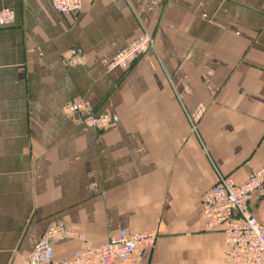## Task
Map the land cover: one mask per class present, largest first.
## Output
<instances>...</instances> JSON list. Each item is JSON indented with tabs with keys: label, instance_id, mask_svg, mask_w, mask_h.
Returning <instances> with one entry per match:
<instances>
[{
	"label": "crops",
	"instance_id": "0c3cea01",
	"mask_svg": "<svg viewBox=\"0 0 264 264\" xmlns=\"http://www.w3.org/2000/svg\"><path fill=\"white\" fill-rule=\"evenodd\" d=\"M0 264H24L64 225L54 260L118 233L154 244L118 264H226L224 238L200 213L219 177L264 166V0H0ZM155 50L108 65L143 32ZM81 59L70 61L69 51ZM72 101L105 131L62 113ZM249 212L264 227V199Z\"/></svg>",
	"mask_w": 264,
	"mask_h": 264
},
{
	"label": "built area",
	"instance_id": "2783aa9c",
	"mask_svg": "<svg viewBox=\"0 0 264 264\" xmlns=\"http://www.w3.org/2000/svg\"><path fill=\"white\" fill-rule=\"evenodd\" d=\"M54 10L60 13L78 14L82 0H49ZM14 14L10 10L0 11V23L10 24ZM151 36L143 32L108 65L109 69H128L139 58L154 51ZM70 61L81 59L74 49L69 51ZM88 111H87V108ZM65 111L82 120L87 126L106 130L117 120L114 115L93 116L85 102L65 105ZM84 118V119H83ZM254 196L264 199V166L254 172L245 182L235 184L230 178L219 177L217 184L202 198L200 213L207 232L219 231L224 238L223 261L226 264H264V227L256 216L249 212L248 204ZM60 237H71L84 242L81 233L73 232L64 225L47 228L26 257L24 264H118L135 260L136 252L153 246V233L111 235L99 245L85 246L71 260H54L51 243Z\"/></svg>",
	"mask_w": 264,
	"mask_h": 264
},
{
	"label": "rangeland",
	"instance_id": "374dc122",
	"mask_svg": "<svg viewBox=\"0 0 264 264\" xmlns=\"http://www.w3.org/2000/svg\"><path fill=\"white\" fill-rule=\"evenodd\" d=\"M2 24V23H1ZM146 32V31H145ZM146 33H148V32H146ZM150 36H151V34L150 33H148ZM151 40H152V46H153V49L155 50V39L153 38V36H151V38H150ZM124 51V50H123ZM122 51V52H123ZM151 52H153V51H151ZM136 62V61H135ZM135 62H133L132 64H131V66L135 63ZM74 64H75V62H74ZM111 70V69H110ZM73 103H75V102H78V101H72ZM72 102H69V103H72ZM81 102H83V101H81ZM69 103H67V104H69ZM66 105V104H65ZM65 105L62 107V113H63V115L64 116H66V117H68V118H70V119H72V120H74L75 122H79V123H82V124H85L82 120H77V117H75L74 115H72V114H69L68 112H66L65 111ZM87 108V107H86ZM87 111H88V108H87ZM89 113L91 114V115H93V116H95V114L94 113H91V111L89 110ZM97 116V115H96ZM84 119V118H83ZM86 125V124H85ZM110 128V127H109ZM109 128H107L106 130H108ZM96 129V128H95ZM98 130V129H97ZM100 131H105V130H100Z\"/></svg>",
	"mask_w": 264,
	"mask_h": 264
}]
</instances>
